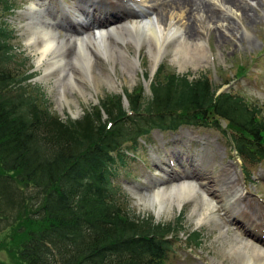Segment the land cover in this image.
I'll return each instance as SVG.
<instances>
[{
    "label": "trees",
    "instance_id": "16d2710c",
    "mask_svg": "<svg viewBox=\"0 0 264 264\" xmlns=\"http://www.w3.org/2000/svg\"><path fill=\"white\" fill-rule=\"evenodd\" d=\"M13 10L0 0V264H166L168 237L181 226L130 216L112 184L115 165L152 130L185 126L229 137L247 176V166L264 162L260 110L218 93L206 75L160 67L147 100L142 88L126 94L125 110L120 96H107L82 119L63 121L27 92L31 75L16 78L10 67L16 48L5 16ZM245 73L240 66L236 77Z\"/></svg>",
    "mask_w": 264,
    "mask_h": 264
},
{
    "label": "rangeland",
    "instance_id": "374dc122",
    "mask_svg": "<svg viewBox=\"0 0 264 264\" xmlns=\"http://www.w3.org/2000/svg\"><path fill=\"white\" fill-rule=\"evenodd\" d=\"M58 1L12 0L14 12L5 16L14 33L11 43L16 48V56L10 67L16 68L14 71L16 78L31 75L27 92L33 90L34 95L40 99H45L46 106L50 111L63 121L82 119L87 112L98 106L100 101L107 96H120L125 99L122 95L133 94L142 88V96L147 100L150 96L149 85L155 76L154 74H156V69L151 70V55L147 44H143L139 51L133 45H127V58L138 55V64L133 69L134 73L131 79L124 71V60L121 56H117L115 61L99 59L94 64L93 73H97L98 70L110 73L115 83V89H110L103 82L104 80H100L101 82L92 80L91 82L97 85L88 86L83 83L84 87L91 93L90 96L83 98L76 90L66 88L67 98L69 100L74 99L73 102L67 104L58 101L57 89L58 86L64 84V81L57 85L54 77L42 79L45 72L35 63L36 55L28 48L25 37L27 22L25 14L30 6L39 5L40 9H43V5L48 3L49 7H54V9H50L52 10V17H54L56 16L55 11L60 10L63 6L70 7L76 4V0H60L63 5H60ZM112 1L116 2V0ZM129 1L131 7L137 12L138 10L147 12L154 24L160 21L159 16L154 12L159 4L158 0ZM162 1L167 0H160V2ZM214 1L217 6L212 8V11L214 10L217 19L219 18L218 25L214 22L207 23L204 18L201 19V14H197L195 29L198 33L189 41V44H194L199 40L203 41L205 48L207 47L204 56L198 61H196L198 57L192 62L185 61L182 64L184 68L180 69L177 60L172 57L173 42L170 40L165 44L166 53L158 63L157 69L162 67L167 73L188 74L190 77L206 75L215 87L219 89L223 87V89L242 96L248 103L258 107L264 118V0H236L240 6H245V9L249 7L248 15L218 4L219 0ZM57 6L59 7L57 8ZM152 7L154 10H150ZM110 14L116 15L118 12L112 11L102 16L108 17ZM179 14L180 11L173 13V16H177L173 24L181 29L180 34L182 35L185 24L188 25V20L190 18V21L193 20L192 16L194 15L191 14L189 18L188 12L185 11L182 16L184 18H182ZM44 16L51 18L50 14ZM125 21L129 23L132 20L126 18ZM52 23L53 21H50V24ZM65 23H69V20H65ZM160 24L164 26V20ZM58 31L60 37L63 38V31L60 29ZM219 36L222 37V42L218 41ZM195 52L192 51L191 54ZM240 66L246 69V73L245 76L237 78L236 75ZM111 68L114 69L113 73L110 72ZM34 88L40 89V94ZM122 104L123 109L127 110L129 106L124 101ZM101 114L102 121H106L107 115L103 111ZM125 146L129 147L127 144H124ZM206 160L210 162L205 163ZM242 165V161L233 150L229 137H224L220 132L213 129L183 127L174 133H157L156 130H152L148 137L139 140L135 150H128L123 158V164L117 163L115 165L116 173L112 184L118 190L119 198L130 216L140 219L150 218L154 224L172 223L174 225L176 222L181 226L179 232L168 237L171 249L168 252L166 264H218L221 262V264H231L228 259L222 257L226 245L223 243L224 237H220L218 229L213 224H197L198 213L193 212L195 200L185 201L180 208L175 205L171 207L167 205L159 216L150 206L145 207L142 200L146 201L151 196L152 190L169 188L181 178V180L194 179V175L202 174V176L210 178V181H215L222 168L230 167L235 178L233 182L242 195L240 200L241 211L255 215L256 219L261 221L264 226V162L247 166V171L250 174L248 179L240 175ZM202 167L205 171L202 170ZM187 172L195 174L192 176L189 173L188 178H186ZM201 189L203 190V188ZM216 210L218 219L224 226L223 230L227 232L228 237L236 236L239 239H244L246 243L260 246L255 241L242 236L241 232L234 228V222L230 221V225L229 219L224 216L219 207ZM194 232L200 235L197 244L188 239V235Z\"/></svg>",
    "mask_w": 264,
    "mask_h": 264
},
{
    "label": "bare ground",
    "instance_id": "6f19581e",
    "mask_svg": "<svg viewBox=\"0 0 264 264\" xmlns=\"http://www.w3.org/2000/svg\"><path fill=\"white\" fill-rule=\"evenodd\" d=\"M80 1L77 3L78 11L76 12H79V18L83 17V21L80 18L70 22V25L65 23V19L59 23L58 20H61L62 16L57 12H60L55 11L56 16L52 17V10L50 9L53 8L46 5L44 9H40L39 5L30 6L25 14L27 21L25 26L26 44L36 55L35 63L37 66L45 72L42 79L54 77L57 85L64 81V84L58 86L57 89V98L60 103L68 104L74 100L67 98L66 88L76 90L83 98L90 96L91 93L84 87L83 83L88 86L97 85L92 83V80H104L103 82L110 89H115V83L110 73L100 70L93 73L94 64L99 59L115 61L117 56H121L124 60V71L131 79L134 73L133 69L138 64V55L127 58V45H133L139 51L141 45L147 44L151 55V70H154L166 53L165 44L172 40V57L177 60L179 68L183 69L182 64L185 61L192 62L196 57H198L196 59L198 61L207 51V47L205 48L201 40L189 44L191 37L197 36L198 33L195 29L197 14H201V19L204 18L207 23L214 22L218 25L219 19L213 12L214 10L212 11V8L217 6L214 0H207V2L204 0H167L160 2L158 0L159 4L154 11L160 19L157 24H154L144 10L134 12L129 0H116V2L112 0ZM218 2V4L227 6L230 10L239 11L244 15H248L250 11L249 7L245 9L246 7L240 6L236 0H219ZM133 4L136 5V3ZM142 6L147 7L146 5ZM115 8H118L119 11ZM105 10L107 12H104ZM150 10H154V7ZM112 11H117L118 14L112 16L110 14L108 17L102 16ZM175 11H180L179 16L181 17L185 11L188 12L189 18L191 14L194 15L192 16L193 20L190 21V18L189 24H185L182 35L180 34L181 29L173 24L177 17L173 16ZM121 13L125 18H130L132 21L128 23L119 18ZM46 14H50L51 18H45L44 15ZM163 20L164 26L160 24ZM50 21L53 23L50 24ZM59 26L67 27L63 38L59 36L56 30V27ZM86 28L88 29L86 30ZM218 41L222 42V37L219 36ZM192 51L196 52L191 54ZM113 71L114 69L111 68L110 72L113 73ZM160 162L163 161L160 160ZM181 179L175 181L169 188L152 190L151 196L146 201L142 200L143 205L145 207L150 206L159 216L167 205L170 207L175 205L180 208L185 201L195 200L193 212L198 213L197 224H213L218 229L220 237H224L222 241L226 246L223 249V258L228 259L231 264H264V241H262V237L260 236V239L255 237V242L260 246L246 243L244 239H239L236 236L228 237L216 214V208L219 207L224 216L229 221L234 222V227L240 230L245 238L246 235L252 234V229L259 233L264 230V226L261 221L256 219L255 215L241 211L240 200L242 195L233 182L235 178L231 168H222L215 181H210V178L206 176L195 180L193 178ZM248 239L250 238L248 237Z\"/></svg>",
    "mask_w": 264,
    "mask_h": 264
},
{
    "label": "water",
    "instance_id": "95a60500",
    "mask_svg": "<svg viewBox=\"0 0 264 264\" xmlns=\"http://www.w3.org/2000/svg\"><path fill=\"white\" fill-rule=\"evenodd\" d=\"M224 89H222L220 92H222ZM124 98V97H123ZM124 103L127 105V102H126V100H124ZM157 133H158V131H157Z\"/></svg>",
    "mask_w": 264,
    "mask_h": 264
}]
</instances>
